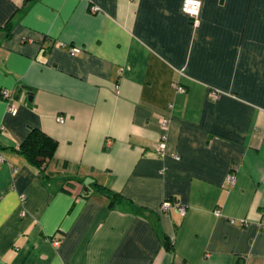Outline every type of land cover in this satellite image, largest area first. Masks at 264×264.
Masks as SVG:
<instances>
[{
    "label": "crops",
    "instance_id": "0c3cea01",
    "mask_svg": "<svg viewBox=\"0 0 264 264\" xmlns=\"http://www.w3.org/2000/svg\"><path fill=\"white\" fill-rule=\"evenodd\" d=\"M182 2L0 0V264H264V0Z\"/></svg>",
    "mask_w": 264,
    "mask_h": 264
},
{
    "label": "built area",
    "instance_id": "2783aa9c",
    "mask_svg": "<svg viewBox=\"0 0 264 264\" xmlns=\"http://www.w3.org/2000/svg\"><path fill=\"white\" fill-rule=\"evenodd\" d=\"M90 1V0H88ZM183 5H182V11L184 14H187L190 18H191V23L194 25V26H198V22H199V12H200V9H201V6H202V2H200V0H183ZM90 10L91 12H98L99 11V6L95 5V4H92L90 5ZM58 46H63V44H58ZM70 53L72 56H76V55H79L81 53V48L79 47H71L69 49ZM176 87V89H178L179 91L183 92L185 91V88L181 85H178V84H175L174 85ZM211 99H217L219 97H221V94L220 92L218 91H213L211 93ZM1 99H3L5 102H7V110L10 114H13L15 115L17 113V109L15 106H13L11 104V101L13 100V94L11 93V91L7 90V89H4L2 90L1 92ZM59 121L61 123H64L65 122V119L63 117L59 118ZM163 127L165 129H167L168 127V120L167 121H163ZM167 137L166 135H163L161 137V141L159 142V147H158V151H159V154L160 155H165L166 153V141ZM173 157H175L176 159L179 158V156L177 154H173ZM228 180L230 182H233L235 180V175H233L232 173H229L228 174ZM23 199L25 198L24 196L22 197ZM175 206L176 207V210L183 216L186 212V208L184 205H175L173 204L172 201H164L161 205V208L162 210H168V209H171V207ZM219 212V211H217ZM243 223H246L247 221L245 220H241ZM262 223L264 225V218L262 219Z\"/></svg>",
    "mask_w": 264,
    "mask_h": 264
},
{
    "label": "trees",
    "instance_id": "16d2710c",
    "mask_svg": "<svg viewBox=\"0 0 264 264\" xmlns=\"http://www.w3.org/2000/svg\"><path fill=\"white\" fill-rule=\"evenodd\" d=\"M10 24L0 29H9ZM58 143L53 138L46 135L43 131L39 129H33L28 138L21 144L20 152L27 158V160L36 166L43 167L51 161L56 153ZM97 190H104L103 186L96 185ZM109 193L111 199V204L119 198L120 195L116 193Z\"/></svg>",
    "mask_w": 264,
    "mask_h": 264
},
{
    "label": "water",
    "instance_id": "95a60500",
    "mask_svg": "<svg viewBox=\"0 0 264 264\" xmlns=\"http://www.w3.org/2000/svg\"><path fill=\"white\" fill-rule=\"evenodd\" d=\"M32 98H30V100H31Z\"/></svg>",
    "mask_w": 264,
    "mask_h": 264
}]
</instances>
